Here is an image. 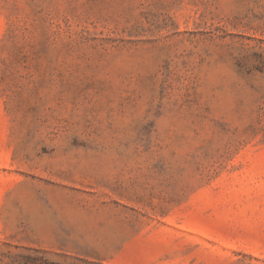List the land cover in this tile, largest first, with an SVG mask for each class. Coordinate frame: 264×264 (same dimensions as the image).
Returning <instances> with one entry per match:
<instances>
[{"label": "rangeland", "instance_id": "rangeland-1", "mask_svg": "<svg viewBox=\"0 0 264 264\" xmlns=\"http://www.w3.org/2000/svg\"><path fill=\"white\" fill-rule=\"evenodd\" d=\"M264 264V0H0V264Z\"/></svg>", "mask_w": 264, "mask_h": 264}, {"label": "trees", "instance_id": "trees-1", "mask_svg": "<svg viewBox=\"0 0 264 264\" xmlns=\"http://www.w3.org/2000/svg\"><path fill=\"white\" fill-rule=\"evenodd\" d=\"M22 264H58V263L50 262L46 259H43L42 257L37 256V255H34V256L26 255L23 258Z\"/></svg>", "mask_w": 264, "mask_h": 264}]
</instances>
